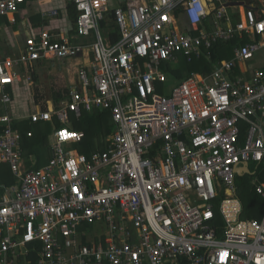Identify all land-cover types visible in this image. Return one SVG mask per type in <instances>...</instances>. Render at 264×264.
Returning <instances> with one entry per match:
<instances>
[{"label":"built area","instance_id":"obj_1","mask_svg":"<svg viewBox=\"0 0 264 264\" xmlns=\"http://www.w3.org/2000/svg\"><path fill=\"white\" fill-rule=\"evenodd\" d=\"M72 1L83 41L44 31L0 60V163L15 179L0 184V264H32L33 254L38 264H264V213L243 217L236 185L237 166H264V67L252 63L264 49V0H126L114 10L116 36L101 26L108 0ZM25 2L0 0V17ZM235 40L211 72L166 71L212 61L216 44ZM43 58L75 60L76 72L57 104L27 116L53 127L49 160L36 168L6 87L16 66L31 73ZM94 111H108L113 130L103 151L80 154L84 132L71 117ZM97 224L99 241L84 243L80 228Z\"/></svg>","mask_w":264,"mask_h":264},{"label":"crops","instance_id":"obj_2","mask_svg":"<svg viewBox=\"0 0 264 264\" xmlns=\"http://www.w3.org/2000/svg\"><path fill=\"white\" fill-rule=\"evenodd\" d=\"M71 2L73 1L26 0V2L20 6V10L18 12L9 16L0 17V60L18 57L20 55L21 49L24 46L26 37L33 34L39 35L44 31H48L55 40L65 38L71 39L72 41L76 42L83 41V38L77 37L76 22L72 20L69 14V5ZM246 2L255 3L258 2V0H246ZM108 3L111 8H118L123 7L126 3V0H108ZM53 11H56L57 14L53 15ZM107 26H109V24H107ZM229 48L230 47L227 48V55L228 58H231L233 54L231 49ZM219 60L221 59H218L216 61ZM213 61L214 59L210 62ZM55 63H58L63 68V72L61 73L62 78L60 79V82H64L62 88H56L51 83L46 87L47 93L43 90L37 91V88L35 87H37L36 82L38 80V76H41V72H43V74L45 73L44 69L50 68L51 65V67L57 65ZM69 63L70 62L67 63L59 59L43 58L36 62L34 70L31 73L28 71V67L26 68L23 64L16 66V70L19 72V76L16 78V82L14 85H9L6 87V91L11 93L14 100V102L11 103L8 107L9 113L13 117H16L14 120L19 123L25 120H28L30 122L27 116L36 110V104L43 103L46 106L47 103H50L52 100L54 101L53 93H55L56 90L62 91L64 95L67 90V86L70 84V81L74 79V74L76 72L75 66H73V68H69ZM39 91L40 93H45L42 95L45 96L46 99H41L42 95L39 94ZM34 95L36 98L34 97ZM0 106H2L1 101ZM4 127H6V125L0 123V130H2ZM48 145L42 148V152L44 154L43 156H47L48 152L50 151ZM28 157L29 155L24 156L27 164L28 162H31V164L34 165L39 159L37 158V156L33 158ZM251 163H249L250 173L244 172L243 175H254L255 171L251 167ZM257 166L260 165L257 164ZM243 175L237 174V176ZM99 226L100 227L95 230L93 229V231L90 232L89 237L87 238L88 240L93 239L94 241L96 235L99 236L102 232H104L102 224ZM31 257L29 258V260L32 262V264H38L37 257L32 260Z\"/></svg>","mask_w":264,"mask_h":264},{"label":"trees","instance_id":"obj_3","mask_svg":"<svg viewBox=\"0 0 264 264\" xmlns=\"http://www.w3.org/2000/svg\"><path fill=\"white\" fill-rule=\"evenodd\" d=\"M114 10L115 8L113 7L112 10L108 13V19L106 21H103L101 26L103 28L110 27L111 33L116 36L117 27L115 23ZM69 14L72 20L76 22L78 17V11L76 5L73 2H71L69 5ZM107 24H109V26H107ZM237 43L238 42L235 40L228 44H216L212 48L215 62H210L206 58L194 59L191 62L184 60L182 61V64L177 67L168 65L166 71L171 76H174L177 79L186 78L193 73L211 72L214 67V64L216 63V60L228 58L227 48L231 47L230 49H232V46L237 45ZM62 97V91L56 90V92L53 93V98L56 104ZM71 119L72 122L70 124V127L78 131L84 132V137L82 138V140H80L79 143L75 144L74 146L80 154L90 155L94 151H103L106 148L107 141H102L96 145H93L91 140L98 137L100 127L105 132L104 135L108 136L112 132L113 124L111 122L112 119L108 111L104 113H101L99 111L85 112L79 120L74 119L73 117H71ZM12 127L13 129H19L22 134V146L25 152L24 156L29 155L28 158H33L37 156V158H39L36 164H34V167L38 168L44 163H47L48 157L43 156L44 154L42 152V148L48 145V134L53 129L52 125L48 122L31 124L28 120L22 121L21 123L14 120L12 122ZM3 129L5 130V127ZM3 129L1 131H4ZM29 130L34 131L33 137H27V132ZM28 165L31 166V162H28ZM255 176L258 177L262 182H264V166L255 167L254 177ZM254 177L249 174L236 177L237 194L242 200L244 206L243 217L247 218H259L264 213V199L256 192V189L252 185ZM6 178L12 179L6 180ZM14 182L15 179L10 166L6 163H0V184L4 183L6 185H11ZM94 226L95 225H83L80 230H87L90 233L93 231ZM98 238H100V235H96L94 240L98 242ZM82 241L84 243H90L86 236L82 237ZM35 258L36 255L33 254L31 260Z\"/></svg>","mask_w":264,"mask_h":264},{"label":"rangeland","instance_id":"obj_4","mask_svg":"<svg viewBox=\"0 0 264 264\" xmlns=\"http://www.w3.org/2000/svg\"><path fill=\"white\" fill-rule=\"evenodd\" d=\"M74 62H75V60L70 61L69 68H73ZM252 63H254L256 65V67H259V68L264 67V49L260 53L256 54V57L252 60ZM55 64H57V65H55L54 67H51L52 66L51 65L50 68L44 69V71H45L44 74H43V72L40 73L41 76H38V80L36 82L37 83V87H35V88H37V91L38 90L46 91L47 85L51 84V83L56 88H62V85L64 84V82H60V79L62 78L61 73L63 72V68L58 63H55ZM53 68H56V69H53ZM166 87H169V86L167 85ZM167 92H169V89H167ZM46 93H47V91H46ZM39 94L42 95V94H45V93H43V92L40 93V91H39ZM34 97H35V95H34ZM41 99H46V98H45V96L42 95ZM104 133L105 132L100 127L98 137H96V138L91 140L93 145H96V144H98V143H100L102 141H104V142L106 141L107 135H104ZM67 146L70 149L72 148V145H67ZM96 149H98V148H96ZM260 166L262 167L263 165H260ZM251 167L255 171V167H257V163L252 162L251 163ZM252 176L254 177V175H252ZM7 179L10 180L12 178H6V180ZM255 179L256 178L254 177L253 180H255ZM98 227H100V226L97 224V225L94 226L93 229L95 230Z\"/></svg>","mask_w":264,"mask_h":264},{"label":"water","instance_id":"obj_5","mask_svg":"<svg viewBox=\"0 0 264 264\" xmlns=\"http://www.w3.org/2000/svg\"><path fill=\"white\" fill-rule=\"evenodd\" d=\"M244 172L250 173L249 162H245L241 166H237V174L238 175H243Z\"/></svg>","mask_w":264,"mask_h":264},{"label":"clouds","instance_id":"obj_6","mask_svg":"<svg viewBox=\"0 0 264 264\" xmlns=\"http://www.w3.org/2000/svg\"><path fill=\"white\" fill-rule=\"evenodd\" d=\"M104 28H105V27H104ZM104 31H106V32H111L110 27H109V28H105ZM51 132H52V131H51ZM51 132H50V133H51ZM50 133H49V134H50ZM49 134H48V135H49ZM47 157H48V160H49L50 154L47 155ZM8 165H9V164H8ZM9 166H10V165H9Z\"/></svg>","mask_w":264,"mask_h":264}]
</instances>
